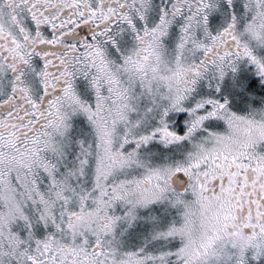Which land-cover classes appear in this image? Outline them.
<instances>
[{
  "label": "snow or ice",
  "instance_id": "obj_1",
  "mask_svg": "<svg viewBox=\"0 0 264 264\" xmlns=\"http://www.w3.org/2000/svg\"><path fill=\"white\" fill-rule=\"evenodd\" d=\"M0 264H264V0H0Z\"/></svg>",
  "mask_w": 264,
  "mask_h": 264
}]
</instances>
